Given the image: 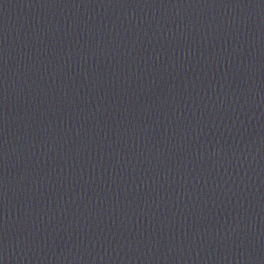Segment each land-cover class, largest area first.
Segmentation results:
<instances>
[{"label":"water","instance_id":"1","mask_svg":"<svg viewBox=\"0 0 264 264\" xmlns=\"http://www.w3.org/2000/svg\"><path fill=\"white\" fill-rule=\"evenodd\" d=\"M80 264H264V173L137 231Z\"/></svg>","mask_w":264,"mask_h":264}]
</instances>
